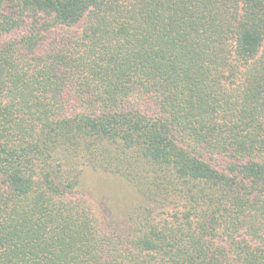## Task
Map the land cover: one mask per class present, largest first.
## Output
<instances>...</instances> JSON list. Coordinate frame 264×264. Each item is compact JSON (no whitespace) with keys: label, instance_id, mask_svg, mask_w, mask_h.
Wrapping results in <instances>:
<instances>
[{"label":"trees","instance_id":"trees-1","mask_svg":"<svg viewBox=\"0 0 264 264\" xmlns=\"http://www.w3.org/2000/svg\"><path fill=\"white\" fill-rule=\"evenodd\" d=\"M0 264H264V0H0Z\"/></svg>","mask_w":264,"mask_h":264},{"label":"rangeland","instance_id":"rangeland-1","mask_svg":"<svg viewBox=\"0 0 264 264\" xmlns=\"http://www.w3.org/2000/svg\"><path fill=\"white\" fill-rule=\"evenodd\" d=\"M96 179L97 178H94L93 179V182H95L96 181ZM93 184V183H92ZM111 183H107V182H103V181H99V182H97V183H94V188H95V190L97 191V193H99V194H101L100 192H98V190L97 189H102L103 191H106L105 193L106 194H108V193H116L115 195H114V197L115 196H119L118 197V200H119V204H121L123 207H122V209L120 208V211L123 213V212H125V210H124V208L126 207V205L128 204V203H130L131 202V200H132V198H133V196H129V195H127L125 192H123V194H119V193H117L120 189H117V190H115L114 192H112L111 191V189H109V185H110ZM89 187H90V185H88ZM94 201V200H93ZM118 208H116V209H113L114 211H115V213H116V210H117ZM120 212V213H121ZM125 216V215H124Z\"/></svg>","mask_w":264,"mask_h":264}]
</instances>
